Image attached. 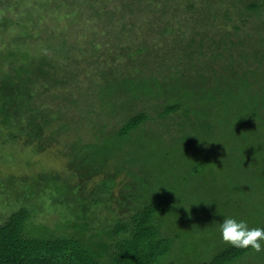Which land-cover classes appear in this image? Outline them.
I'll return each mask as SVG.
<instances>
[{
	"label": "trees",
	"instance_id": "1",
	"mask_svg": "<svg viewBox=\"0 0 264 264\" xmlns=\"http://www.w3.org/2000/svg\"><path fill=\"white\" fill-rule=\"evenodd\" d=\"M56 1L58 5L48 10L46 0H0V33L4 32L9 45L0 49V59L9 55L13 60L0 64V141L10 148L24 140L36 146L35 151L60 147L58 151L64 152L67 159L63 171L42 164L30 183L38 185L39 192L51 204L72 213L71 223L65 229L78 224L82 228L77 232L73 228L67 233L48 231L45 236L34 235L27 228L32 208L27 202L21 203L0 221V264H164L171 245L181 238L179 231L173 232L171 227L162 229V219L169 211L171 199L166 187L173 183L174 177H168L161 168L163 160L172 157L174 146L180 147L181 170L191 163L185 175L191 173L198 177L199 170H206L209 155H214L224 180L221 187L228 189V193L220 188L206 193L205 208L210 214L236 218L234 213L240 207L236 195L242 196L252 189L264 198V0H219L223 16L218 18L220 33L223 37L227 35L226 38L236 33L234 38L238 40L229 42L241 45L236 52L221 47L229 52L226 64H217V59L225 55L214 50L215 40H209L203 28L207 25V7L213 9L215 0H186L185 10H195L196 14L188 15L191 22L180 31L169 27L170 18L161 9L164 17L148 19L144 27L149 40L143 38L146 29L141 25L137 27L138 36L133 27H127L126 23L134 22H124V15L123 25L115 30L107 22L113 8L100 12L95 0ZM146 1L147 4L131 0L122 7L128 14L145 17L154 13L150 7H164L167 0ZM79 2L84 5L78 13ZM231 7L236 10L235 21H231ZM7 10L12 11L10 17L4 14ZM251 15L261 17L254 26L250 25ZM229 21L231 29H226ZM11 26H17L16 34L15 30L6 32ZM212 26L217 30L215 24ZM249 26L253 32L248 30ZM150 28L154 35L150 34ZM100 29L105 33L100 34ZM172 31L181 51L168 60L166 55L176 47L157 51L162 38L157 36L170 35ZM118 33H123L121 37L125 38L128 48L136 39L140 40L136 47L139 61L126 56L125 66L117 70L116 56H109L110 64L80 78L73 69L79 61L73 58L74 48L80 50L87 38L97 46L98 35L104 42ZM38 39L42 40L37 42ZM166 59L171 64L164 68L155 63L158 60L162 64ZM117 62L121 65L118 59ZM76 82L82 86L76 87ZM38 87L50 91L51 96L43 97L44 92ZM150 99L156 101L152 102V108L162 121L170 113L182 119L172 127L177 133L173 145L160 143L164 156L157 153L161 149L157 141L159 137L162 141L163 132L156 134L145 128L144 133L142 127L150 114L147 109L131 106L135 101ZM161 102L160 108L157 104ZM85 124H89L83 128L87 130L79 132ZM163 124L165 132L170 131ZM148 131L154 136H147ZM208 143L215 144L209 153L204 147ZM137 148L143 157L151 156L148 162H140V157L136 159L137 152H130L131 157L127 155L129 149ZM123 149L122 154L119 150ZM12 153L9 152L6 160L18 163V157ZM121 165L128 169L130 177L123 185L122 195L134 204L129 210L116 212L108 204L113 199L115 177ZM96 175L100 178L91 188L87 182ZM13 179L6 182L12 183ZM219 183L222 181H215V185ZM26 194L25 191L23 197L29 198ZM90 206H100L98 210H104L105 216L95 220ZM259 214L258 219L264 220V213ZM92 222H99L100 226H92ZM251 225L264 227V222L251 221ZM98 227H101L100 237L94 234ZM213 251L195 264H233L251 250L233 248L222 242L215 243Z\"/></svg>",
	"mask_w": 264,
	"mask_h": 264
},
{
	"label": "rangeland",
	"instance_id": "2",
	"mask_svg": "<svg viewBox=\"0 0 264 264\" xmlns=\"http://www.w3.org/2000/svg\"><path fill=\"white\" fill-rule=\"evenodd\" d=\"M21 1V0H20ZM143 3L147 4L146 0H141ZM165 1V0H164ZM217 3L216 6L213 9H210L207 7V25L203 28L205 29L206 36L209 37V40H215L216 45L213 46L214 50L216 51H223L225 49H221L222 46L228 47L231 52H236V50L240 49V44L235 43L234 45H231L229 40L237 41L238 39L234 34H228L230 37L226 38V36H222L220 33V24L219 19H223L222 16V9H220L219 0H215ZM131 0H95V6L98 8L100 12L105 11L108 8H113V14L112 17L107 19L108 24H113L115 26V30H119L121 26L123 25L122 19L124 15V22H134L132 23H126L127 27H133L134 33L138 36V25H141L143 28L147 26L149 23V20L152 19H159L164 17L161 16V9H165V16L169 19L168 25L172 29L179 28L180 30H183L185 27H188L187 24L191 22L188 15L190 14H196L195 10H185V4L186 0H167L165 1L164 7L163 6H153L150 7V9L153 10L154 13H148L149 15L145 17L139 16V14H128L126 13V8H123L122 6L124 4H129ZM163 2V1H162ZM46 3L49 5L47 8L48 10L52 7H56L58 5L56 0H46ZM46 3H43L46 5ZM80 4V5H79ZM79 8L77 9V12H82V6L84 3L79 2ZM204 5V4H203ZM225 6V5H224ZM205 7V8H206ZM230 15L232 18L236 14L235 8L231 7ZM47 12V10H45ZM44 10H42V13H45ZM48 13V12H47ZM84 13V12H83ZM126 13V14H125ZM135 13V12H134ZM8 17L12 15V11L7 10L6 13ZM47 15V14H46ZM158 17V18H157ZM15 18V17H14ZM12 18V20L14 19ZM120 18V20H117ZM122 18V19H121ZM146 20H145V19ZM261 17H254V15H251L249 20H252L250 25H255L256 19H259ZM11 19V18H10ZM231 21H235L234 18ZM226 26V29L230 28V23ZM160 23H163V20L160 21ZM212 23L216 25V29L212 26ZM136 24V25H135ZM1 25V23H0ZM211 25V26H210ZM80 26V25H79ZM17 27V26H16ZM15 26L9 27L6 32H11L17 29ZM19 28V27H18ZM143 28L141 31H139V36L143 32ZM153 28V27H152ZM253 27L249 26L248 30L253 32L251 30ZM97 29V28H96ZM146 29V28H144ZM127 30V29H126ZM1 31V30H0ZM154 31V30H153ZM153 31L150 28V34H153ZM264 31V30H262ZM103 32V29H100V34H104L105 30ZM148 30L146 29V33L143 35V38L145 40H149V35H147ZM231 32V31H230ZM16 34V30L14 32ZM49 34V32H47ZM113 35V34H112ZM238 35V34H237ZM242 35V33H241ZM255 37V34H253ZM4 36L0 33V49H6L8 45L7 37L4 36V40L2 41V38ZM99 38H97L96 43L97 46L90 44L87 40L86 43H84L83 47L80 50H77V48H74V52L72 53L76 58L78 63L76 62V66L73 69H76L77 73L79 74L80 78H85V76H88L89 73H96L98 71L99 67L105 66L107 63H109V56H116L115 60V69L119 70L122 67L125 66V59L126 56L132 57L135 62L139 61V55L136 52V47L139 46L140 40L136 39L133 46L127 47V43H125V38H122L123 33L121 34H114L112 38L106 39L104 42L101 41V36L98 35ZM106 36V35H103ZM174 32L172 31V34H158L157 38H161V41L157 47V51L161 50L163 47L171 48L172 46L176 47V50H172L166 57L168 60L173 59L178 53L181 51L180 44L176 45L177 40H174ZM179 36V35H178ZM90 37V36H89ZM181 36H179L180 38ZM158 38V39H159ZM224 39L227 40V43H224ZM42 39H38L37 42H40ZM81 40V39H80ZM4 42V44H3ZM85 42V41H84ZM230 45L232 47H230ZM248 43H246L245 47L247 48ZM162 46V47H160ZM97 47V48H96ZM111 47H115V49H111ZM115 50V51H114ZM3 51V50H2ZM156 51V50H155ZM5 52V51H4ZM225 56L219 57L217 59V64L223 63L226 64L227 60L229 61V55L227 51L222 52ZM70 54L71 56H73ZM120 61L121 65H119ZM164 60L162 64L158 63V60H155V63L161 68H164V65L171 64L170 61ZM13 60L10 59L9 55H4L0 59V64H6ZM110 64V63H109ZM138 65V64H136ZM113 66V67H114ZM6 67V66H3ZM138 67H140L138 65ZM8 70H13L12 67L7 66ZM6 68V69H7ZM10 73V72H9ZM160 78H162V74L158 75ZM84 80V79H82ZM83 85L85 82L83 81ZM81 83L76 82V87L82 86ZM42 87H38L40 91H43V97L44 96H51L50 91L45 92L41 89ZM61 91V89H59ZM173 97H177L174 96ZM152 102L156 103L155 100L150 99L148 102H140L135 101L131 104L132 107H134L137 110L147 109V113L150 114V117L144 122V125L142 127L143 132L145 133V128L152 129L157 134V131H162V141L160 137L158 138V143L166 142L167 144L173 145L176 139L177 133H174L173 126L175 125L176 121H181L182 119L179 118L180 116L176 113H170L168 117L162 121V117L160 118L156 111L152 108ZM161 103L157 104L161 108ZM100 119H103V117H100ZM165 122L168 127H170V131L165 132L166 129L163 128ZM90 124V123H89ZM89 124H85V126L80 127L79 132H84L87 129H83ZM153 135L152 132L148 131L147 136ZM154 136V135H153ZM157 140V139H156ZM22 141V142H21ZM18 143H15L10 148L4 144L2 141H0V221L13 209L19 208V205L21 203H25L28 206H31L32 210L31 212V219L29 223L27 224V228H29L31 233H35L34 235H47L49 232H53L55 234H60L63 231L69 232L71 229L74 228V231H79V229L82 228L81 225H79V221L76 219L75 222L78 224L77 226H68L67 229L66 225L71 223V217L73 216L71 212H69L66 208L53 205L48 201L47 196L43 195L41 192H39L38 185H33L32 180L30 178L33 175H37V173L41 170L42 164H48L49 166H54L57 170L63 171V166L66 164L67 159L62 153L58 151L60 148L59 146L54 147H48L45 149H42L40 151H35V147L32 143H25L24 140H21ZM163 142V143H164ZM162 143V144H163ZM161 145V144H160ZM13 147V148H12ZM206 150H209V152H212V149L215 147L214 143H208L206 146H204ZM125 150H127V147L125 146ZM65 149H63L64 151ZM119 150L122 154L125 151ZM147 150V149H146ZM162 156L166 155L162 149H158ZM174 150L172 157H167V160H163V167L161 168L163 171H166L168 174V177H174V181L172 184H170L169 187H166L168 189L170 196V208L168 213L163 217L162 222L164 223L162 226V229L164 227H171L173 232L179 231L181 234V238L179 240H175L174 243L171 245V248L169 250L168 256L164 259V264H195L197 263V260H202L209 256L211 253H213V248L215 246V243H222V241L219 239L217 226L220 221L223 220L217 215L210 214V211L208 209L206 210L205 207H207L208 198L206 199V193L212 192L216 188H220L227 191L228 189H224L223 186V178H222V172L221 169L215 164L214 162V155H209V164L205 167V169L199 170V173L196 175L198 177H195L193 174L185 175V173H189L190 171V165L191 163L188 162V168L185 170H181L180 165L183 163L180 161V157L178 155L180 154V147L174 146L172 148ZM9 152H13L12 154L16 155V161H19L18 163L9 162L6 160ZM130 152H137L135 154V158L137 159L140 157V162H148L147 158H151V156H142L141 149H129L127 155L131 157L129 154ZM168 152V151H167ZM159 154V155H160ZM158 155V156H159ZM158 156H154V158H159ZM126 158V156H125ZM158 160V159H157ZM212 167V170H208L207 168ZM176 172H180L176 175ZM128 169L124 168V166L121 165L119 170L117 171V176L115 177V186L113 188V199L109 202L108 206L111 209L116 210V212H124L126 210H129V207L134 204L130 199L126 198L122 195V192L125 191L123 188V185L130 180V177L128 176ZM161 174V173H160ZM159 174V176H160ZM213 175V177H211ZM210 176V177H209ZM226 176V175H225ZM224 176V177H225ZM14 178L12 183L6 182L7 179ZM25 178L27 182L23 179ZM100 176L96 175L91 180L87 182V185L91 188L95 186L97 181L99 180ZM202 179V181L200 180ZM222 181V183H219L215 185V181ZM206 180V181H205ZM25 182L27 185L25 186ZM7 184L9 187H7ZM220 185V187H219ZM25 186V188H24ZM35 189V190H34ZM26 191V197H23V194ZM39 192V194H38ZM120 192V193H119ZM238 194V193H237ZM234 195V194H233ZM239 197V210L238 212L234 213L236 214V219H248L246 222L249 223V227H254L251 225V221H257L264 222V220H260L259 212L264 213V198L262 197V193L258 192L257 190H250L249 193L243 194L242 196L236 195ZM208 197H212V194H209ZM248 198V200H246ZM101 209L100 206H90L89 210L91 212L95 213V220L99 221L105 216V211L98 210ZM214 211V210H213ZM210 214V215H209ZM162 216L159 218L161 221ZM94 220V221H95ZM93 223V222H92ZM99 225V222L93 223L92 226ZM90 225V226H91ZM165 225V226H164ZM100 226V225H99ZM173 227V228H172ZM84 228V227H83ZM101 227H98L94 230V234L100 237V229ZM175 230V231H174ZM49 231V232H48ZM215 233L217 235H215ZM95 252L98 251L97 248L93 249ZM233 264H264V251H261L260 253L249 251L241 258L234 261Z\"/></svg>",
	"mask_w": 264,
	"mask_h": 264
},
{
	"label": "clouds",
	"instance_id": "3",
	"mask_svg": "<svg viewBox=\"0 0 264 264\" xmlns=\"http://www.w3.org/2000/svg\"><path fill=\"white\" fill-rule=\"evenodd\" d=\"M219 239L228 246L264 251V227H249L247 222L233 217H225L218 223Z\"/></svg>",
	"mask_w": 264,
	"mask_h": 264
}]
</instances>
